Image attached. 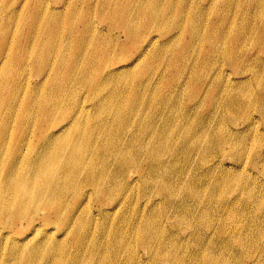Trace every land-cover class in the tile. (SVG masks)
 Masks as SVG:
<instances>
[{"label": "bare ground", "instance_id": "6f19581e", "mask_svg": "<svg viewBox=\"0 0 264 264\" xmlns=\"http://www.w3.org/2000/svg\"><path fill=\"white\" fill-rule=\"evenodd\" d=\"M28 1L0 0V14L10 13L0 24V264H264L263 145L254 157L262 170L229 176L245 166L237 160L219 170L225 146L242 160V131L258 136L264 125V49L252 45L264 47V0L233 10L232 0H68L66 19L57 8L25 9ZM170 53L179 76L199 71L166 97L162 85L146 88L156 75L145 68ZM225 62L247 78L201 77ZM134 76V92L119 95ZM181 86L197 101L185 106ZM225 110L242 114L241 125L225 128ZM236 187L242 195L210 224L207 203ZM140 190L147 200H136ZM163 218L192 232L167 233Z\"/></svg>", "mask_w": 264, "mask_h": 264}, {"label": "rangeland", "instance_id": "374dc122", "mask_svg": "<svg viewBox=\"0 0 264 264\" xmlns=\"http://www.w3.org/2000/svg\"><path fill=\"white\" fill-rule=\"evenodd\" d=\"M39 1H42V2L40 3ZM64 1H68V0H29L28 1L29 3L27 2L25 9L30 8L31 10H33V9L34 10H36V9L37 10L38 9L39 10H44L46 7H48L49 9H55V8H57L59 10L60 9L62 10V11H60V13L66 19L67 18V14L64 12V9L62 8V5H63ZM195 1L196 0H194V2ZM232 1L234 2V5L232 7V10H233V8H234L235 5L244 6V3H246L245 2L246 0H232ZM22 2L24 3L25 0H8L7 3H10V4L14 3L13 4V7L16 8V7H19ZM198 2L199 1H196L195 2L196 4H194V7L193 8H196L198 6L197 5ZM2 5H4V4H2ZM79 5H81V3H79ZM226 5H227V3H225L221 7V10H223L226 7ZM8 14H10V13L9 12H4V11H3V13L0 14V24H2V26H4L3 21L5 19L7 20V15ZM232 14H233V12H232ZM16 15L17 14H15L14 16H16ZM239 15H241V14H239ZM11 16H12V14H11ZM22 17H23V15L18 16L16 19H13V22L9 24L10 32H13V30L15 28H17V27H21V25L20 24H17V23L22 21ZM94 20L96 21V23L100 27L101 24H102V23H99L100 20L99 19H96L95 17H94ZM106 26H107L106 24H103V26L100 27V28H103L104 31H106ZM114 32L116 34H118V32H119V35H120L119 38H120V40H121L122 43H124L125 45H130V43H128L129 42V39L126 38L123 35V32L121 31L120 28H115ZM9 35H10V33H9ZM216 43H217V46L221 49L222 48V45L219 44L218 42H216ZM252 45H254L255 47H257L258 49H261V52L264 49L261 41H259L258 38L256 39V41H254L252 43ZM132 51H134V50L126 51L125 52V55H123V56L126 57V58H129L130 55H131V53H132ZM175 53H176V51H175ZM263 53H264V50H263ZM171 55L172 54L170 53V55L165 60L163 58H160L158 61L148 60V62L151 63L152 65L150 67L147 66V68H145V70L148 73H152V74L155 73V75H156V80L154 82L150 83L149 84V87H146V88H148L149 90H151V89L157 87V84L158 85H162V93L166 97L170 94V84H172L173 82L176 84L175 81L187 79L190 76L191 72H198L199 71V69L196 68V69H193L192 71H185V72L181 73V75L179 76V74H180V68L182 66H181L180 63H177V64L171 63L170 62V56ZM260 55H261V53H260ZM210 62L213 63L212 59H210ZM217 62L218 63H224L221 60L220 61H217ZM144 67H146V66L141 61V64H140L139 68H144ZM201 72H202L201 73V77L204 78V79L207 77L206 76L207 74H210L211 77H214L215 75H222V76H224V78H226L225 77V74H229L228 76L230 78V83H232V82L241 83L245 78H247V77H238L234 73V71H232L230 69V67L228 66V64L226 62L223 65L222 68H217V70H213V71L210 69L209 71L206 70V72H203V71H201ZM223 72H225V74H221ZM25 73H26V77L29 78L32 81L36 79V76L38 74L37 70L33 67V64L25 67ZM175 78H177V79L174 80ZM221 78H223V77H221ZM135 80L138 81V77H135L134 76L132 78V83H131L130 86H129V82L128 83L125 82V81L120 82V84H119V95L120 94H123L125 87H128L129 94H130V92L133 93L134 90L137 87L136 86L137 83L135 84ZM20 87H21V89L23 91L27 86H26L25 82H23V83H21ZM84 87L85 88H87V87L89 88V91L90 92H86V93L90 94V96H91L90 99H94L95 97H98L99 96L98 94L96 95L94 92H93V94H91V89H90L89 84L84 85ZM182 88H183V86H181V95L184 97L183 98V101H185V102H183V104L185 106H188L189 104H193L195 101H197V100H190L189 103H188L187 98H186V96L188 95V92L185 94V91L182 90ZM126 92L128 93V90ZM146 93H149V92L147 91ZM89 101L90 100H88V103H89ZM70 103H72V100H70ZM210 110L211 109H209L208 107H206L204 109L205 114H208V112ZM70 111H71V109L70 110H67L66 113L68 114V112L70 113ZM21 112H23V111H21ZM230 117L232 118V116L229 115V112L225 110L223 112L222 117H221V122H223L225 128L226 127H233L234 128V125L235 124L241 125L240 124L241 123V120H243V118H244L242 116V114L237 115V118L236 119L234 118V120H232ZM232 130H233V132H235L234 129H232ZM242 132H243L242 134H244V137L246 139L245 140V144H244L245 146H244L243 154H242V160L235 159V158H233L231 156H228V151L231 148L229 146H225L224 149L227 151V156H225V159L222 162L224 165L219 166V170L224 172L226 169H230L231 164L237 165V163L235 162L236 160L239 161V162H242L241 164L244 163L245 166L244 165H241V167H239L238 169H231L232 171L231 172L229 171L228 172V175L229 174H233V175H238V174L248 175L250 173L253 174L256 170L258 172L259 169L260 170L263 169L261 163H258V161L257 162H254V157L257 156L258 150H259V148H260L261 145H263L262 148H264V125H262L260 127V131H258V133H260V134L258 136L251 135V133L248 132V131L245 132V133H244V131H242ZM11 136H12L11 138L13 140H15L17 138L18 132H17L16 126H15L14 130L12 131ZM259 141L261 143L260 145L258 143ZM252 162H254V163H252ZM200 173H201V171L199 172V174ZM134 195H136L135 198H136L137 201L138 200L139 201L140 200H147L144 197L143 192L141 190L139 192L134 193ZM240 195H242V191L238 187H236L234 190L230 189L227 192V194L224 197V200H213V201L207 203V205H210L213 208V211H211L209 213V217H210L209 222H210V224L213 223V222H215V220H216V213H218V211L221 208L225 207L223 204L227 200L228 201L229 200H232L235 197L240 196ZM93 205H94V202L92 204V208H93ZM139 205L140 206H143L144 203L143 204H139ZM139 205H136V208H135L136 211H140L141 210V208H140ZM132 210H134V208ZM167 215H169V214H167ZM164 216L165 215H163V209H159V211H158V218H159V220L162 217H164ZM163 220H164V224L162 225V227L164 228L165 232H167V233L170 232V231L180 232V231L186 229L187 231L184 232L183 236L180 235L181 238H185L186 235H189V231L188 230L191 231L190 227H187L186 224L178 225L176 223L170 222L166 218H163ZM202 231H203V235H205L206 232L208 233L207 229H204L203 228ZM206 236L209 238L210 237V234L208 233V235H206ZM211 236H213V238H216L215 237V233L211 234ZM194 238L195 237L193 236V233H192L191 236H190L189 241L192 242ZM195 250H199V249L196 248ZM142 252H144V251L141 250V253ZM205 264H209V263L206 262Z\"/></svg>", "mask_w": 264, "mask_h": 264}]
</instances>
